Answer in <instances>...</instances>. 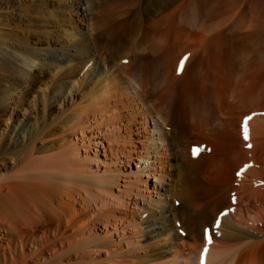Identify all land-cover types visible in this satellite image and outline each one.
<instances>
[{
    "label": "bare ground",
    "instance_id": "6f19581e",
    "mask_svg": "<svg viewBox=\"0 0 264 264\" xmlns=\"http://www.w3.org/2000/svg\"><path fill=\"white\" fill-rule=\"evenodd\" d=\"M0 264H264V0H0Z\"/></svg>",
    "mask_w": 264,
    "mask_h": 264
},
{
    "label": "snow or ice",
    "instance_id": "6c2138e0",
    "mask_svg": "<svg viewBox=\"0 0 264 264\" xmlns=\"http://www.w3.org/2000/svg\"><path fill=\"white\" fill-rule=\"evenodd\" d=\"M250 146V145H249Z\"/></svg>",
    "mask_w": 264,
    "mask_h": 264
}]
</instances>
